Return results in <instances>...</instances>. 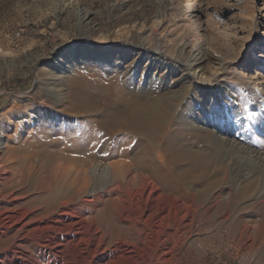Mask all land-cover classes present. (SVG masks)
<instances>
[{
	"label": "bare ground",
	"instance_id": "obj_1",
	"mask_svg": "<svg viewBox=\"0 0 264 264\" xmlns=\"http://www.w3.org/2000/svg\"><path fill=\"white\" fill-rule=\"evenodd\" d=\"M93 16L81 8L76 27L89 34L104 29ZM249 16L256 32L242 44L241 76L253 106L243 108L247 124L257 112L264 142V0ZM136 30L132 41L163 36L154 27ZM170 37L172 48L189 46L180 30ZM77 51H53L57 74L47 81L54 100L46 115L60 124L50 131L54 152L25 157L22 144L10 141L14 120L0 134V264H173L188 233L215 215L228 221L237 201L253 205L240 238L264 245V150L234 138L230 117L222 116L230 114L226 108L212 102L205 109L197 97L223 87L240 100L226 81L211 89L220 79L206 75L205 64L224 58L196 47L177 69L158 50L132 51L125 75L89 68L71 79ZM146 60L145 77L138 78ZM161 70L181 74L171 84ZM41 104L48 107L44 99Z\"/></svg>",
	"mask_w": 264,
	"mask_h": 264
},
{
	"label": "rangeland",
	"instance_id": "obj_2",
	"mask_svg": "<svg viewBox=\"0 0 264 264\" xmlns=\"http://www.w3.org/2000/svg\"><path fill=\"white\" fill-rule=\"evenodd\" d=\"M262 1L0 0V134L3 127L14 120L17 129L9 130L12 135L10 141L22 144L21 152L25 157L34 151L38 153L40 150L38 155L41 156L44 155L41 153L43 151L49 154L56 149L52 144L56 142L52 132L53 128L59 130L60 124L46 115L54 100L47 81L57 74L53 68V51L56 48L78 50L73 56L72 79L89 68H92L91 73H105L112 68L118 70L116 73L125 75L134 61V57H128V54L140 50L148 53L158 50L163 58L172 57V65L178 69V65L190 57L192 48L200 47L214 58H224L219 65V60L205 64L206 75L216 74L220 79V84L211 89L218 90L226 81L240 94V100H237L226 94L223 87L221 91L211 93L202 89L197 93L202 107L210 109L212 102H216L220 108H226L230 114L222 116L224 119L230 117L228 128L234 133V138L246 139L255 148L264 150V142L255 123L256 111L248 114L249 123H246L245 108L253 105L241 76L244 57L242 44L250 34L256 32L254 23L249 19L252 14H249L257 10ZM81 8L91 10L94 20H100L104 29L89 34L77 28L75 24ZM143 15L147 21H144ZM151 27L163 33L158 42L155 39L131 40L132 29H137L136 32L141 34ZM179 30L186 35L185 42L189 45L184 49L181 46L172 48L173 43L169 41L170 35ZM110 46H114L113 50H107ZM106 51H110V54L106 55ZM148 64L146 60L144 68L138 72V78L145 77L142 73ZM260 68L261 64L255 63L254 70ZM160 72L167 73L166 70ZM176 73H167L171 84H175L181 74ZM69 83L65 82V86ZM196 98L191 101V106ZM43 99L48 107L41 104ZM195 112L201 115L199 106ZM64 118L70 121L72 117L65 114ZM77 119L76 122L83 120L80 117ZM47 128L50 129L49 134ZM17 138L22 141L17 142ZM239 202L234 204L228 221L223 222L220 215H215L205 227L199 226L188 233L187 241L181 244L173 264H264V245L249 243L239 236L243 220L253 210L252 203L247 206Z\"/></svg>",
	"mask_w": 264,
	"mask_h": 264
}]
</instances>
